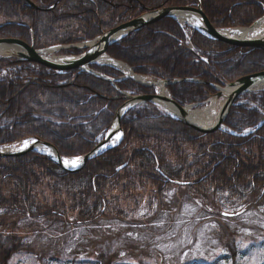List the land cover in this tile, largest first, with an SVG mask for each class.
Returning a JSON list of instances; mask_svg holds the SVG:
<instances>
[{"label":"trees","instance_id":"trees-1","mask_svg":"<svg viewBox=\"0 0 264 264\" xmlns=\"http://www.w3.org/2000/svg\"><path fill=\"white\" fill-rule=\"evenodd\" d=\"M30 1L40 10L24 0H0V38L33 41L40 50L93 40L145 12L196 0ZM201 5L217 28L249 26L264 14V0H201ZM107 53L136 74L167 80L176 102L198 108L217 93L216 86L264 70L263 50L215 41L170 17L125 36ZM91 68L114 83L85 71L57 72L37 63L0 59V146L38 138L61 156H84L111 128L123 93H154L130 78L117 80L123 74L112 67ZM263 120L264 90L241 95L229 110L224 125L236 135L201 133L144 103L123 115L120 143L78 172H67L36 151L0 157V212L15 220L4 228L8 230H0V264L15 256L16 264L22 258L38 264L23 255L28 253L37 255L39 264L88 262L82 258L91 251L70 249V228L98 226L99 221L106 230L125 226L132 241L119 248L125 264H154L145 258L130 261L145 229L163 235L165 248L154 250L158 256H176L177 264L189 258L184 254L191 253L203 229L225 251L218 259L247 257L253 246H238L233 236L247 231L263 239ZM28 218L45 221L35 239L12 233L17 222ZM216 248H207L204 261L216 256ZM52 251L62 257L51 256ZM100 254L97 259L104 258ZM202 262L195 257L193 264Z\"/></svg>","mask_w":264,"mask_h":264},{"label":"water","instance_id":"water-1","mask_svg":"<svg viewBox=\"0 0 264 264\" xmlns=\"http://www.w3.org/2000/svg\"><path fill=\"white\" fill-rule=\"evenodd\" d=\"M25 1L27 2V5L30 8L40 10V8L34 3H32L30 0H25ZM178 13H189V14L197 15L202 21L201 31L206 36L210 37L215 41L222 42L227 45H231L235 47L261 49L264 51V33L260 37L249 38V39H243L233 35H226L223 33V31L225 30L218 29L211 24L205 13L202 11L201 5L199 3L197 6H166L157 9L153 12L144 13L134 19L122 23L121 25H118L117 27H114L112 29H109L108 31L103 32L99 37L95 38L92 41L71 45L68 47L54 46L48 49L37 50L34 47L33 41L29 44L16 38H0V46L6 44L8 46L18 48V51L10 54L6 58L11 57L20 61L37 63L57 72H64L70 70H78L79 72L86 71V72L94 73V75L102 79H106L103 75L93 72L91 66L94 64L101 65V63H99L98 61L103 56L109 57L107 54V49L111 44L121 40L125 36L135 31L140 30L142 27L157 22L163 18L170 17L177 20L175 14ZM263 21H264L263 18L256 20L249 27V29L256 27ZM228 31L231 32V30ZM67 48H76L78 50H82L83 52L77 56L60 58L59 60L51 59L50 57L46 56V54L50 51H56L59 49H67ZM110 59L113 60L112 58ZM102 65L111 66L109 64H102ZM127 67L131 70L132 74L125 75L123 78L126 77L131 78L137 83L146 87L153 86V84L144 83L143 81L137 79V77L143 78V76L134 74L132 69L129 66ZM108 80L112 81L111 79ZM161 82H163L165 86L170 84V82L168 81H161ZM262 84H264V71L243 76L241 78H238L236 81L227 84L225 88L229 87L230 91L229 94L225 97V103L219 111L218 119L214 125L208 127H206L205 125L201 126L190 121V117L186 111V108L187 107L193 108L196 106L194 104L189 106H182L178 102H176L170 95H164L162 93H152V94L126 93L124 94L125 101L123 105L117 110L111 129L108 131L105 138L91 152L79 158L80 164L76 168L63 165L62 159L64 158L60 156V154L52 144L42 141L38 138L34 139V142L36 144H42L45 147L51 148L55 152L56 158H52L46 153L43 154L47 155L60 168H62L67 172H77L82 167H84V165L90 159L101 155L102 153L106 152L116 144L120 143L121 138L123 136V132L121 128L122 116L130 108L134 106L143 103H153L159 106L158 102L160 101L170 104L180 112L179 117L172 116L167 113L170 117L187 124L188 126L192 127L193 129L201 133H212L217 130H227V128L224 126V121L226 119V116L228 115L230 108L236 103L237 98L246 92L261 90L259 86ZM217 88H218V93L216 94L215 97L216 99H219L223 97L222 90L224 88H219V87ZM3 148H5V146ZM6 149H12V148L9 146ZM31 151H37V150L33 146H28L23 149L21 148V150H4L0 148V157H17V156H22L27 152H31Z\"/></svg>","mask_w":264,"mask_h":264},{"label":"rangeland","instance_id":"rangeland-1","mask_svg":"<svg viewBox=\"0 0 264 264\" xmlns=\"http://www.w3.org/2000/svg\"><path fill=\"white\" fill-rule=\"evenodd\" d=\"M198 3L201 5V0H196L192 5H182V6H197ZM201 9H202V5H201ZM202 11H203V9H202ZM207 18H208V16H207ZM260 18L264 19V14ZM260 18H258V19H260ZM258 19H256V20H258ZM201 23H202V21H201ZM2 26L3 25H0V27H2ZM186 26L191 27L192 29L202 33L200 27L195 28V27L188 25V24H186ZM245 27H248V26H245ZM237 28H244V27H242V26L233 27V29H237ZM218 29H224V28H218ZM62 56H67V55L60 54L59 50L48 53V57L58 58V57H62ZM6 57L7 56L0 57V59L6 58ZM122 73L125 74L124 72H122ZM127 75H129V74H127ZM148 81H151V79H146V81H144V82L149 83ZM111 82L114 83V81H111ZM154 88H155V90L159 91L158 88H156V87H154ZM220 88H225V87L221 86ZM127 93H129V92H127ZM215 96H216V94L210 98V100L204 105V107L205 106L208 107L209 105L213 104V100H216L217 103H220V101L223 99V98L216 99ZM24 142L25 141L21 142V144L18 146L22 147L25 144ZM4 146L5 145H2V146H0V148L5 149V148H3ZM14 146H16V145H14ZM64 158L71 160V163H72L71 167L72 168H76L80 164V161L76 160L75 158H72V157H64ZM9 217L10 216H5L4 214H2L0 212V230H8V229H4V228L12 226V224L15 220L13 222H11V219H9ZM44 222H45L44 220L28 218L26 221H23L20 224H18V222H17L14 226L15 227L14 232H12V233L17 234L19 236H26L30 239H35L37 237V233H38L36 231L37 228L39 226H41V223H44ZM99 222H98V226H91V225L87 224V225H83V226L75 228L76 225H71L70 229H71L72 234H73V240L69 244L70 249L72 248L74 250V249L78 248L82 252H83V249H84V251H91V253L89 255H86V258H82V260H86V261L88 260V262H83L80 264H125V262H127V260L122 259V257H123L122 252L119 250L120 247L124 248L127 245H129V242H130L129 236H127V234H129V233H126L125 226L124 225L114 226L113 228L106 230L103 227H101L102 222L101 221H99ZM242 222L245 223L244 220H242ZM16 228H18V232H16ZM203 230H205V229H203ZM203 230L199 233V235H200L199 236V242L192 249L191 253L185 252L184 255H186L189 258L183 259L181 264H193L195 257L199 261H201V262L203 261L202 262L203 264H264V232H262V234H261L263 239L256 238V237H254L253 234H249L247 231H239L236 234V236L234 234L233 238H234L235 244H237L238 246H242V247L253 246V248H251L249 250V254L247 257L239 258V259L234 260V261H226L224 259L220 260L217 258L218 255H220L222 252H225V251H223L222 246L217 241L216 242L209 241L208 240L209 238L207 237L206 231H203ZM3 232L4 231H2V234H3ZM244 235H246V237H243ZM162 236H163L162 234H158L157 232H153L152 230L145 229L142 233L139 234V237L136 239L137 244L135 243L136 246H134V247H135V250L137 253H136V255L135 254L131 255L130 261L132 263H137L142 258H145L146 260L153 261L154 264H177L178 258H174L176 256L165 255L164 257H162V256H158L157 253L155 252V250H154L155 248H158L159 250H163L166 246V245H164L165 243L163 242ZM204 236H205V238H204ZM154 241H155V244L153 243ZM223 242L225 243V240H223ZM30 243H32V242L27 241V244H30ZM151 243H152V245H151ZM80 244H81V246H80ZM147 244L151 245L148 247H151L152 250L149 249L148 247H146ZM154 245H156V246H154ZM212 245L217 247L216 251H215L216 256L212 257L211 260H206L207 261L206 262V261H204L206 259L204 256L205 251L207 250V248L209 246H212ZM34 250H37V249H34ZM140 252H142L143 254H141ZM21 253L23 254L24 251H21ZM240 253L238 255H240ZM97 254H100V256H103L104 258L97 259L96 258ZM23 255L26 256L27 258L36 260L38 264L40 263L37 255H33L31 253L23 254ZM52 255H57L59 257H62V253H56L55 254L54 251H52L51 256ZM18 259L19 258H17L15 256L13 259H11V261L8 264H16L18 262ZM22 259L23 260H20V264H33V261H30L29 259H27V260H26V258H22ZM52 264H58V263H52Z\"/></svg>","mask_w":264,"mask_h":264},{"label":"bare ground","instance_id":"bare-ground-1","mask_svg":"<svg viewBox=\"0 0 264 264\" xmlns=\"http://www.w3.org/2000/svg\"><path fill=\"white\" fill-rule=\"evenodd\" d=\"M175 17L183 25L189 24L195 28H199V27L201 28L202 26L201 19L197 15H193L189 13H178V14H175ZM223 33L226 35H233V36L243 38V39L260 37L264 33V21L254 28H250V29L249 28H237V29H233L231 32L223 31ZM16 51H18L17 47H11L6 44H3L0 46V57L8 56L12 53H15ZM51 59H54V58H51ZM98 62L101 64H109L111 66H114L115 68L121 70L125 74L126 73L132 74L131 70L127 67V65L121 62H118V61H113L107 56H103ZM137 79L141 81H146V78L137 77ZM148 82L153 83L154 87L158 88L160 93L164 95H168V92L163 82H154V81L152 82V80ZM262 86H264V84L260 85L259 87H262ZM229 91H230L229 87H226L225 89L222 90L223 99L220 101V103H217L216 100H213V104L209 105L208 107L205 106L201 109H194L192 107H187L186 111L189 114L190 121L195 124L201 125V126L205 125L206 127L214 125L218 119L219 111L223 107L225 103V97L229 94ZM158 104H159V107L164 112L172 116H176V117L180 116V112L176 108H174L172 105L161 102V101L158 102ZM24 143L25 144L24 145L22 144L23 145L22 147H11L10 146L12 149H6L9 147V146H6L4 150H21V148L23 149L28 146H33L37 151L46 153L52 158H56V154L51 148L45 147L42 144H36L33 140H29ZM62 163L63 165L68 166V167L72 166L71 160L69 159H65V158L62 159Z\"/></svg>","mask_w":264,"mask_h":264},{"label":"snow or ice","instance_id":"snow-or-ice-1","mask_svg":"<svg viewBox=\"0 0 264 264\" xmlns=\"http://www.w3.org/2000/svg\"><path fill=\"white\" fill-rule=\"evenodd\" d=\"M67 163V162H66Z\"/></svg>","mask_w":264,"mask_h":264}]
</instances>
